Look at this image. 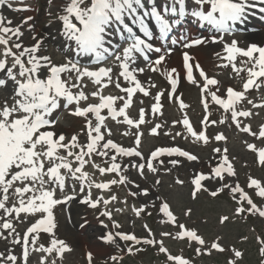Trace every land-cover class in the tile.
Instances as JSON below:
<instances>
[{"label": "snow or ice", "instance_id": "6c2138e0", "mask_svg": "<svg viewBox=\"0 0 264 264\" xmlns=\"http://www.w3.org/2000/svg\"><path fill=\"white\" fill-rule=\"evenodd\" d=\"M47 5V14L59 22L58 31L67 47L62 60L47 52L42 34H35V23H29L34 17L14 25L0 12V240L20 248L19 254L12 250L0 252V264H29L33 253L43 254L39 264L62 262L64 254L72 249L56 236L55 209L77 192L84 194L83 203L92 209L103 205L99 215L108 223L99 220L105 232L98 239L117 249L116 254H106L108 259L103 264H122L125 255H137L148 248L163 254L165 264H193L191 259L172 255L166 239L195 244L196 256L230 251L226 264H239L243 251L235 246L226 249L220 236L209 242L197 228L180 223L171 205L159 195L161 179L156 178L151 185L146 181L149 175L171 174L186 163L200 164L189 181L192 200L202 193L213 199L227 193L235 204L234 216L264 220V177L246 174L242 186L235 157L230 158L228 137L223 132L208 135L209 127L229 124L239 133L264 142V123L253 130L250 122L260 115L254 110L264 109V96L259 102L249 98L251 91L264 88V46L252 43L241 47L237 39L227 41L224 35H234L256 4L250 0H173L162 10L155 4L147 8L145 0H47ZM5 6L16 12L31 10L27 6L13 8L11 0H0V9ZM259 10L264 13V8ZM185 18L196 19L199 34L169 40ZM200 29H207L209 34L204 35ZM169 43L182 49L221 44L225 55L216 53L219 62L215 67L230 69V79L242 80L240 87L229 85L220 94L223 83L217 78L219 73L209 76L186 50L182 52L181 77L180 70L168 68L165 63L174 50L167 46ZM145 65L148 71L164 76L169 87L153 94L156 83L150 78L140 79ZM182 79L200 90L203 116L199 130L188 115L191 106L178 93ZM165 92L180 112V118L170 125L161 120ZM144 98L152 101L147 107ZM211 105L221 110L219 120L210 119ZM134 106L135 115L131 112ZM61 109L83 122L71 135L59 126L57 113ZM108 121L122 127L120 136L131 137V144L113 139ZM148 125V136L168 137L173 143L154 146L145 153L142 143ZM177 126L180 130L173 132L171 129ZM177 138L205 147L215 142L216 146L211 149L213 155L202 161L200 155L175 144ZM243 144L255 155L256 165L264 168V146L248 140ZM137 178L145 183L142 185ZM175 184L184 186L185 181L176 177ZM114 186L126 189L123 200L113 192ZM127 197L143 198V202L129 205ZM254 197L261 203L257 204ZM115 204L123 205L115 212L124 213L130 208L141 219L151 216L150 207H158L160 223L177 230L161 231L159 239L147 223L142 225L144 236L120 231L122 225L113 219L109 208ZM184 215L191 217L192 209L187 208ZM229 220L228 215H222L219 223L224 225ZM20 225L27 227L20 231ZM41 233L50 237L48 246L38 245ZM257 242L264 264V237L257 236ZM85 258L87 264H97L91 251Z\"/></svg>", "mask_w": 264, "mask_h": 264}, {"label": "rangeland", "instance_id": "374dc122", "mask_svg": "<svg viewBox=\"0 0 264 264\" xmlns=\"http://www.w3.org/2000/svg\"><path fill=\"white\" fill-rule=\"evenodd\" d=\"M44 1H47V0H44ZM44 21H45V14H42V22L40 23V25H42ZM173 60H171L170 66L171 67L176 66L180 68L181 67V63H180L181 61H179L180 58L176 56V57H173ZM201 63L206 64L208 66L211 65V62L204 63L203 61H201ZM191 95H192V98L198 96L197 92L194 90H192ZM72 132L73 130L69 131V133H72ZM147 144L149 145H146V143L144 145L145 147H147V149H149L152 146V144H156V143L152 141L151 139H149V142H147ZM182 168H183L185 175L191 178L193 169L194 168L197 169V166H195L194 164L193 165L187 164L183 166ZM169 187L167 186V184H165L162 186L161 189L158 188V191H160L162 194L165 193V196L167 195L170 200L175 199V201H173V204L175 206V209L179 213H183V211L186 208L193 209V214H192L190 221L197 228H199L203 233L207 234L206 237L208 239L212 240L213 238H216L217 236L222 235L223 242L226 246H230L233 244L234 245L236 244V246H238V243H240V239L246 236L247 240H245V243H242L244 240L243 241L241 240V245L244 246L246 253H245L244 259L239 261V264H261V259H259V257L254 254V249H256V246H258L256 245V242H255L256 232L255 233L250 232L253 230V228L251 230L249 228L252 226H254L255 228H258V225H260V222L253 220V221H250L249 224H243V222L237 221V222L227 223L224 226H220L218 223L219 216L221 214L231 213L233 209V206L227 201L228 199H227V196H225L226 194L221 197L226 200L211 201L207 199V201L200 200L195 203H191V202L189 203L188 194L184 193L183 191H176L175 189L170 191ZM156 190L157 189H153V192H155ZM139 199H140L139 202L142 203L143 198H139ZM152 199L155 200L154 195H152ZM157 205H159V201H157ZM149 210L155 211L156 213H158L157 216H159L162 219V214L159 212L158 207L157 208L150 207ZM205 221L207 222L205 223ZM84 231L86 232V230ZM89 231L87 232L88 235L84 237L82 241L84 244H86L87 249L91 251L93 254L95 253L99 255H106L107 253H112L113 250H115V249H112V247L110 246L101 245L96 240L95 236L92 235L91 232ZM96 234H98V232H96ZM91 242H94L96 244L99 243V244H97V246H94V245H91L92 244ZM82 247L84 249L86 248L84 246ZM170 252L173 254V251H170ZM144 253L145 252L139 253L140 255L135 257L136 259L133 257L131 258L130 255H125L124 259L129 258L127 260L129 262L127 264H134V262H137V261L149 262L150 264L154 263V261L159 263V257L157 259L156 253H154L153 251H149L145 254ZM230 256H231L230 251L214 254L215 261L217 262L219 260L223 264H226L227 258ZM77 259L80 260V258H77ZM163 260L164 261L166 260L165 256ZM205 262L208 264H215L212 258L205 259Z\"/></svg>", "mask_w": 264, "mask_h": 264}, {"label": "bare ground", "instance_id": "6f19581e", "mask_svg": "<svg viewBox=\"0 0 264 264\" xmlns=\"http://www.w3.org/2000/svg\"><path fill=\"white\" fill-rule=\"evenodd\" d=\"M92 243V245H94V246H97V244L96 243H94V242H91Z\"/></svg>", "mask_w": 264, "mask_h": 264}]
</instances>
